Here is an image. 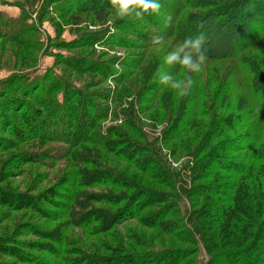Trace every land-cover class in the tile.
Returning a JSON list of instances; mask_svg holds the SVG:
<instances>
[{
  "label": "trees",
  "instance_id": "1",
  "mask_svg": "<svg viewBox=\"0 0 264 264\" xmlns=\"http://www.w3.org/2000/svg\"><path fill=\"white\" fill-rule=\"evenodd\" d=\"M162 3L166 4V1L162 0ZM73 6L84 12H94L100 22L106 19L111 9L108 0H75ZM162 10L171 15L165 7ZM176 10L178 13L175 11L174 14L176 17L180 14V22H171L168 27V32L175 37L169 34L158 43L170 38L180 43L187 38L189 29L191 37L196 36L200 32L196 23L205 18L217 19L230 38L222 44L210 43L208 59L203 67L206 78L201 72L193 74L196 83L191 94L181 97L169 87L160 94L165 86L158 82L156 71L170 50L166 47L162 48L155 61L143 63L142 60L126 57L122 64L139 70L137 79L141 81V87L134 92V98L150 95L154 98V105L160 113H151V119L170 115L162 120L163 141L180 138L193 120L199 124L197 128H192L194 132L185 141L186 146L181 145L192 159L188 177L192 184L190 188L181 185L184 180L180 171L169 168L149 144L145 146L131 141L118 128L109 129L104 139L96 136L97 121L106 115L98 114L97 106L101 105L97 99H101V92H84L83 88L61 83L56 75H44L48 78L43 76L42 81L39 77L28 79L23 75L0 80V132L14 135L25 128L27 132L23 135L26 138L59 140L76 146L94 145L119 160L124 158L123 161L133 169L145 172L165 188L151 190L148 181L144 179L140 183L135 176L128 179L115 173H83L84 181L79 185L74 184L81 188L78 200L72 199L70 205L58 207L59 213L54 215L56 220L73 219L72 207L80 213L100 218V222H104V230L118 225L122 218H136L148 228H157L179 242L193 246L145 251L138 255L99 257L90 260L93 264L104 261L110 264H199L195 257L199 244L208 257L205 264H264V3L261 0H192L184 2ZM69 18L78 23L76 16ZM159 18L149 16L146 23L159 31L164 27V31L160 32L165 34L166 26L163 23H167L168 19L161 24ZM129 27L125 19L116 22L118 31ZM33 32L36 31L30 29L24 17H6L0 12L1 38L13 37L12 41L15 42L18 37H29ZM132 33L136 36L141 34L135 29ZM90 38L86 37V40L92 41L91 45L96 41L103 42L99 37ZM150 39L143 37L145 44ZM112 42L124 47L129 45L118 36ZM17 43L23 46L22 42ZM164 44L168 45L167 42ZM61 64L68 66L66 59ZM178 67L165 66L164 73L182 78L183 73ZM150 72H153L152 79L157 83L153 87L147 82ZM97 73L102 75L100 71ZM128 74L118 81L120 86L126 80H132ZM113 96L112 103L118 102L117 95ZM163 97L166 100H162ZM148 100L151 102V99ZM61 110L66 116H60ZM130 110V107L120 110L124 130L148 143ZM15 114L18 116L15 117ZM118 116L115 113L113 117ZM59 121L64 124L62 130ZM47 125L52 127L50 133L46 130ZM107 136L112 140H108ZM83 153L90 159L87 150L84 149ZM98 156L102 157L100 153ZM142 156H146L143 161ZM105 177L111 178L108 190L91 189L103 186ZM114 189L119 192L112 191ZM179 190L186 197L202 196L205 201L197 209L181 212L176 207ZM9 196L11 192L0 187V204L8 205ZM50 200L48 203L52 206L58 204L54 198ZM88 202L120 206L121 210L116 212L119 207L115 211L103 207L88 209ZM67 224L64 222L61 225ZM61 230V227H56L48 235L51 237L47 236V243H31L29 247L37 246L39 250L53 254L51 242L61 237ZM9 250L12 254L15 251L18 256L29 257L20 250L0 245V251L9 253Z\"/></svg>",
  "mask_w": 264,
  "mask_h": 264
},
{
  "label": "rangeland",
  "instance_id": "2",
  "mask_svg": "<svg viewBox=\"0 0 264 264\" xmlns=\"http://www.w3.org/2000/svg\"><path fill=\"white\" fill-rule=\"evenodd\" d=\"M163 1H166L163 7L171 13L169 15L161 10L162 14L159 15L161 24L163 20L168 19L167 23H163L166 26L165 34L160 32L164 31V27L159 31L146 21L141 22L128 18L125 20L130 27L122 32L118 31L116 22L123 19L117 18L111 9L108 10L106 19L100 22L94 12L76 9L73 6L75 0H0V12L4 16L13 17L9 16L6 11H12V14L17 11L15 14L20 18L24 17L30 29L36 31L29 34V37H18L15 42L12 41L13 37H0V80L9 76L23 75L28 79L39 77L42 81L44 75L51 74L56 75L55 77L61 80V83L72 84L79 89L83 88L84 92L100 91L101 99H97L101 105L97 106L98 114L103 116L106 113V115L97 121L96 136L104 139L109 129L118 128L131 141L145 146L149 144L151 148L157 150L162 161L169 168L180 171L184 180L181 185L184 188H190L192 184L188 177L192 159L190 153L181 148V145L186 146L185 141L189 140L191 138L189 135L194 132L192 128H197L199 124L194 123L193 120L180 138L163 141L161 139L164 129L162 120L170 115L156 117L158 120L151 119V113L152 115L160 113L154 105V98H151L152 95L146 98L142 96L134 98V92L141 87V81L137 79L139 70L122 64L126 57L142 60L143 63L155 61L163 47L171 51L179 44L172 38L169 41L166 39L158 43L157 38L168 37L167 35L170 34L168 27L171 22L178 23L181 19L180 14L176 17L174 12L184 2L192 0ZM261 2L264 3V0ZM72 16L77 17V24L69 20ZM201 23H203V28L200 27ZM196 25L198 31H205L209 34L208 47L211 42V45L219 42L222 44L229 37L217 19L205 18ZM131 29L141 34L137 36L131 34ZM187 34V37L191 36L190 29ZM170 35V37H175ZM117 36L127 41L129 45L124 47L119 46L117 42H112ZM86 37H99L103 42L96 41L91 45L92 41H87ZM143 37L151 38L148 44H145ZM18 41L22 42L23 46L17 43ZM165 42L168 45L164 44ZM65 59L68 66L61 64V61ZM76 69L82 70L75 71ZM98 71L102 73L101 76L98 75ZM203 72L204 68L201 73L205 79ZM127 74L131 75L132 80L130 82L126 80L125 84L120 86L118 81L127 77ZM152 77L153 72H150L147 82L152 85L151 87L157 84ZM44 78L48 77L44 76ZM166 89L165 86L160 94H163ZM127 90L128 94H126ZM113 94L117 95L118 102L116 103L111 101ZM58 95L61 101L62 96L60 93ZM104 96L106 99H103ZM165 98L163 97L162 100H166ZM148 99H151V102H148ZM128 107L131 108L130 113H134L135 123L141 127L140 131L147 137L148 143L137 138L136 134L124 130L123 114L120 110ZM61 113V117L66 116L63 110ZM115 113L119 115L117 118L113 117ZM16 116L18 114H15ZM60 123L62 130L64 124L62 121ZM46 130L48 133L53 131L51 125H47ZM17 132L14 135L0 132V187L11 192V196L7 198V204L11 206L0 204V245L20 250L29 257L18 256L15 251H12V254L11 250L9 253L0 251V264H93L90 260L99 257L115 255L118 257L121 254L138 255L145 251L166 248H193L190 243H181L157 228L142 225L136 218H122L118 225L104 230V222H100V218H94L92 214L80 213L72 207L73 219L70 221L66 218L56 220L54 215L59 213L58 207L70 205L72 199L78 200L81 188L74 184L79 185L84 181L85 171L105 172L107 175L115 173L120 177L125 175L128 179H133L135 176V180L140 183L148 181L151 190H165V188L144 174L145 172L141 173L133 169L123 161L124 158L119 160L94 145L76 146L59 140L44 141L26 138L23 135L27 132L25 128ZM107 139L112 140L108 136ZM84 149L89 152L87 156L90 159L85 157ZM98 153L102 157L98 156ZM144 157L146 156L141 157V161ZM104 179L103 181L106 182L103 186L91 189L108 190L111 187L107 186L111 178L105 177ZM112 191L119 192L116 189ZM178 194L180 198L176 207H179L181 212L185 209L189 212L197 209L205 201L202 196L186 197L181 190ZM50 198H54L58 204L52 206L48 203ZM90 207H103L113 211L119 207L116 212L121 210L120 206L112 207L96 202L89 203L88 209ZM79 214L80 216H77ZM72 221H75V225ZM64 222L68 224L61 225ZM69 222L72 224L70 225ZM56 227H61L62 235L55 239V242H51L54 249L53 254L39 250L37 246L29 247L31 243H47L49 241L47 238L51 237L48 235ZM195 257L199 264H205L208 259L201 244L198 245V253ZM101 264L110 263L104 261Z\"/></svg>",
  "mask_w": 264,
  "mask_h": 264
},
{
  "label": "clouds",
  "instance_id": "3",
  "mask_svg": "<svg viewBox=\"0 0 264 264\" xmlns=\"http://www.w3.org/2000/svg\"><path fill=\"white\" fill-rule=\"evenodd\" d=\"M108 5L117 18H128L141 22H145L149 16L161 15L163 8L162 0H108ZM200 27L203 28V23ZM162 39V37L157 38L158 42ZM209 42V34L200 31L196 36L187 37L177 44L167 53L163 64L157 68L158 82L176 91L181 97L190 95L196 83L193 74H199L208 59ZM165 66H179L183 73L182 78L178 79L173 75L165 74Z\"/></svg>",
  "mask_w": 264,
  "mask_h": 264
},
{
  "label": "crops",
  "instance_id": "4",
  "mask_svg": "<svg viewBox=\"0 0 264 264\" xmlns=\"http://www.w3.org/2000/svg\"><path fill=\"white\" fill-rule=\"evenodd\" d=\"M11 12L12 11H6V13L9 14V16L17 17V14H15V13H17V11L13 14Z\"/></svg>",
  "mask_w": 264,
  "mask_h": 264
}]
</instances>
